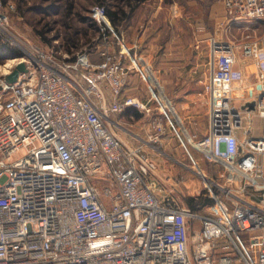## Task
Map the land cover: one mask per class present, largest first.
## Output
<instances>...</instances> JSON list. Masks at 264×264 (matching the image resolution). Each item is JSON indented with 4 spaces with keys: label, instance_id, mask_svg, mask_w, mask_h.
<instances>
[{
    "label": "built area",
    "instance_id": "built-area-1",
    "mask_svg": "<svg viewBox=\"0 0 264 264\" xmlns=\"http://www.w3.org/2000/svg\"><path fill=\"white\" fill-rule=\"evenodd\" d=\"M223 2L230 20L264 23V0ZM91 16L100 27V60L86 50L75 61H56L37 48L0 68V264H264V91L248 115L234 104V81L242 78L237 55L254 58L264 73V42L216 48L206 85L210 129L193 146L204 159L225 163L223 183L185 144L213 201L203 212L165 193L147 153L146 145L162 139L160 116L170 119L166 102L125 94L131 72L146 82L152 72L131 54L105 5ZM9 24L0 11V34ZM22 61L28 70L6 82ZM129 107L147 114L154 131L134 146L109 125L110 113ZM253 114L262 118L261 135L240 138Z\"/></svg>",
    "mask_w": 264,
    "mask_h": 264
},
{
    "label": "rangeland",
    "instance_id": "rangeland-1",
    "mask_svg": "<svg viewBox=\"0 0 264 264\" xmlns=\"http://www.w3.org/2000/svg\"><path fill=\"white\" fill-rule=\"evenodd\" d=\"M72 1L74 7L70 10L69 3ZM118 3L120 0H7L4 4L0 1V11L9 17L10 23L8 34L1 33V35L16 49L13 54L5 55L6 59H0V68L8 59L18 53L25 56L29 51H34L37 48L53 54L56 61H63L79 51L89 50L88 52L93 53V57L98 61L100 58L96 46L98 34L97 30L90 26V9L92 10L97 5H105L107 9H116ZM135 4L136 1L133 5ZM11 5L14 7L12 8ZM126 9L130 12V17L118 29L112 26L119 35L124 36L127 44L133 47L131 54L136 53L138 58L141 53V37L146 39L152 34L162 42L172 41L173 46L179 48L186 42L190 44L199 33L204 34L213 31L215 33L216 53L218 45L226 43L238 45L251 37L261 38L264 42V23L252 21L238 24L230 20L234 13L226 9L223 0H148L141 2L138 7L134 6L132 9L127 7ZM73 30L79 31L80 42L77 47L70 46V50L68 43ZM239 55L244 57L241 51H239ZM252 59L250 61H253ZM65 61L68 62V60ZM128 87L134 90L128 91L125 93L126 95L138 94L145 99L150 97L147 82L137 72L133 73ZM138 89L141 92H138ZM258 95H256L255 100ZM154 106L157 105L154 104ZM126 111L127 109L124 112L115 113L126 121L119 128L128 132L126 136L131 139V142L137 143L138 140L135 139V137L139 138L137 136L138 130L135 128L137 126H131L129 122L140 120L142 125L144 126L145 123L148 128L149 116L137 111L133 113L134 117L131 119L129 115L125 116ZM156 115L159 114L156 113ZM160 117L164 129L161 137H165L170 133V126L167 118L162 117V115ZM247 123L249 120L246 115L244 125ZM252 123L256 126V130L257 128L261 129L262 123L257 116ZM239 132L241 133V131ZM152 133H154L152 129L148 130L144 139L150 138ZM162 149V147L159 148V150ZM187 156L186 163L192 165V159L189 154ZM157 157H159L158 175L162 179L163 187H166L165 193L172 195L180 204L188 207L190 206L187 201L191 197H207L202 189V179L196 171L197 168L192 167L191 170H187L178 167L171 174L168 171L171 166L170 159L163 154H159ZM186 183L190 185V188L185 186ZM210 205L205 206L202 211H207Z\"/></svg>",
    "mask_w": 264,
    "mask_h": 264
},
{
    "label": "crops",
    "instance_id": "crops-1",
    "mask_svg": "<svg viewBox=\"0 0 264 264\" xmlns=\"http://www.w3.org/2000/svg\"><path fill=\"white\" fill-rule=\"evenodd\" d=\"M250 39L262 41L258 37H251L246 40ZM140 42V64L143 67L149 68L152 72L150 80L147 82L148 93L149 95L155 94L160 98L161 102H166L170 117L167 120L170 126L169 135L162 137L160 143L146 145L147 153L158 164L159 157L157 156L159 154H163L170 159L171 166L168 171L171 174L178 167L191 170L193 164L188 165L186 163L188 157L186 144L189 151L194 154L198 164L208 171L209 175L214 177L216 181L218 179L223 183V179L219 178V176L226 170L225 163L210 162L204 159L200 150L193 146L194 137H205L210 129L209 103L212 95L206 90V85L213 81L217 63L216 58H218L215 52V33L213 31L211 33H199L197 38L192 40L190 44L186 42V44L180 45L179 48L174 47L172 41L167 40L162 42L153 34L146 39L142 36ZM118 47L119 44H117ZM251 59L252 57L245 56L242 58L238 54L235 63V69L242 73V78L234 81V104L236 107L243 109L247 115L249 111L254 110L247 106V104L255 101L256 95L264 91V73L259 70L256 60L252 59L253 61H250ZM134 72H131L129 76L125 93L134 90L128 87ZM138 92H141L140 89H138ZM109 98L111 100L110 94ZM156 102L158 101H155L154 104H157ZM137 110L129 107L125 116L129 115L133 119V113L137 112ZM109 116H111L109 121L110 127L128 145L134 146L147 140L144 139V135L150 130L149 124L147 128L146 124L144 123L143 126L140 120L137 122L131 120L129 122L131 126H137L135 128L138 130L137 136L139 138L135 137L138 141L134 143L131 142V139L127 138L126 133L128 134V132L119 128L126 121L119 114L110 113ZM255 116L262 123V118L257 114H253V119ZM244 126L245 128L240 130L241 133L238 132L240 138H244L246 135L255 137L261 135L262 126L261 129L257 128V130L254 124L251 130L249 129V123ZM160 147L163 149L159 150ZM261 161L264 165V155L261 156ZM185 186L190 188V185L187 183Z\"/></svg>",
    "mask_w": 264,
    "mask_h": 264
},
{
    "label": "trees",
    "instance_id": "trees-1",
    "mask_svg": "<svg viewBox=\"0 0 264 264\" xmlns=\"http://www.w3.org/2000/svg\"><path fill=\"white\" fill-rule=\"evenodd\" d=\"M0 1H2V3L4 4V2H6L7 0H0ZM135 1H136V4L133 5V3ZM146 1H148V0H120V3H118L116 5V7H117L116 9H107L110 21H111L112 25L115 27V29H118L124 23V21L127 20L130 17V12H128V10L126 9L127 7H131V9H132L134 6L138 7L141 2H146ZM73 7H74V2L72 1V2L69 3L70 10ZM90 21H91L90 26H93L97 30L98 43H97L96 46L98 48V45L100 44V40H99L100 27H99L98 23L93 20V18L91 16V9H90ZM78 33H79V31H77V30H73L71 32V36L69 38L70 41L68 43L70 50H71L72 46H76L77 47L79 45L80 37L78 36ZM98 50H99V48H98ZM14 51H16V49L10 43L5 41V38L0 34V59L1 58H5V55L13 54ZM87 51H89V50H87ZM16 53H18V52H16ZM78 53L74 54L72 57H70L68 59L66 58V60H68L70 62L75 61L76 58H77ZM19 54L20 53H18L16 56H21ZM99 57H100V55H99ZM92 58L95 61L97 60L93 56H92ZM100 59H101V57L99 58V60ZM212 202H213L212 199H210L208 197H205V198H202V197H199V198L191 197L187 201L188 205L190 206V208L192 210H201V211L203 210V208L205 206L212 204ZM238 264H244V263L243 262H239Z\"/></svg>",
    "mask_w": 264,
    "mask_h": 264
},
{
    "label": "water",
    "instance_id": "water-1",
    "mask_svg": "<svg viewBox=\"0 0 264 264\" xmlns=\"http://www.w3.org/2000/svg\"><path fill=\"white\" fill-rule=\"evenodd\" d=\"M27 65L24 61L20 62L15 69L13 70L12 73L8 74L7 76H5V80L8 83H13L15 81L18 80L19 75L21 72L27 71ZM247 106H249L251 109H256V100L253 101L252 103H248Z\"/></svg>",
    "mask_w": 264,
    "mask_h": 264
}]
</instances>
